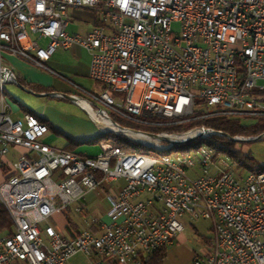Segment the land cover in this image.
<instances>
[{
	"label": "built area",
	"instance_id": "2783aa9c",
	"mask_svg": "<svg viewBox=\"0 0 264 264\" xmlns=\"http://www.w3.org/2000/svg\"><path fill=\"white\" fill-rule=\"evenodd\" d=\"M78 8L96 14L85 35L66 30L68 10ZM73 47L88 52V77L101 91L69 82L87 99L67 98L85 103L98 131L148 143L201 133L222 142L264 139L204 124L167 130L216 116L264 118V0H0V88L17 84L4 54L56 75L47 62ZM9 112L0 100V206L9 220L0 228V264H69L79 253L95 257L92 264H143L173 244L184 216L212 222L213 239L191 264H264L262 164L243 171L205 148L152 156L110 140L96 155H80L48 145L47 130ZM119 180L99 235L65 237L49 223L85 192Z\"/></svg>",
	"mask_w": 264,
	"mask_h": 264
},
{
	"label": "crops",
	"instance_id": "0c3cea01",
	"mask_svg": "<svg viewBox=\"0 0 264 264\" xmlns=\"http://www.w3.org/2000/svg\"><path fill=\"white\" fill-rule=\"evenodd\" d=\"M68 18L69 23L67 26V32L69 34H78V35H85L91 29H93L97 25L96 14L93 10L88 8H78V9H69L68 10ZM42 46L46 44L45 40L39 41ZM71 56H70V55ZM71 57L72 60H75L74 66H68L64 64V59ZM70 65V64H69ZM90 65V56L86 50L80 47H73L68 50H61L58 49L47 62V66L51 68L55 74H51L49 72L40 70L30 64L25 63L24 61L20 60L19 58L13 57L9 54H4V62L3 66L9 69L14 73L17 78V85L24 89H28V92H37V96H49L54 97L52 94H61L62 97L68 99L69 96H74L71 94L80 93L73 85L65 79L66 77L64 74H69L76 78H88V71ZM23 71V73H21ZM91 80V79H90ZM19 81V82H18ZM73 82V81H72ZM71 82V83H72ZM75 84L76 86L82 88L83 90L92 92L86 88H83L79 84ZM77 91V92H76ZM74 92V93H73ZM69 94V95H65ZM58 97V98H62ZM57 98V97H54ZM5 99V97H4ZM69 100V99H68ZM6 101V100H5ZM71 101V100H70ZM16 102V101H15ZM73 102V101H71ZM19 110V114L12 118V109H10V117L12 119H20L23 117L24 114L29 113L37 117L40 121L45 123L48 127V133L44 137V142L48 145L56 148H61L64 150L72 151L78 153L80 155H87L93 156L98 153V146L97 142L93 143L92 141L95 138L99 137V131L90 120L89 116L85 112V110L73 102L78 108H80L89 118V121H82L88 128L89 132H85L79 135H72L69 134L65 136V141L60 142V144L53 145L54 142L57 141V135L63 134L60 130H58L55 126L56 121L51 117H45L44 113H40L38 111L31 110L24 104L16 102ZM53 123H51V122ZM55 123V124H54ZM93 130V131H92ZM97 131V135L95 134ZM87 144L86 147H84ZM123 181L119 180L112 183L106 191L111 194H116L118 188L123 185ZM75 203V204H74ZM71 204L65 211L63 212H56L52 215V217L48 220L49 223L61 234V231H64V234H61L65 237H74L80 234L82 231L89 230L94 235H99L102 233V225L106 224L108 221L103 222V218H96V214H99L100 211L98 210V206L102 205L106 208L107 211V199L101 190L99 191H87L85 192L78 201ZM107 216V214L105 213ZM184 231V230H183ZM183 232L179 234L176 239L174 240L173 244L167 246L164 252V259L163 264H171L169 259V255L174 252L177 248L175 245L176 242L182 240ZM77 255L73 256L69 260V264L74 263V259ZM83 255V254H81ZM95 258V257H93ZM96 259V258H95Z\"/></svg>",
	"mask_w": 264,
	"mask_h": 264
},
{
	"label": "rangeland",
	"instance_id": "374dc122",
	"mask_svg": "<svg viewBox=\"0 0 264 264\" xmlns=\"http://www.w3.org/2000/svg\"><path fill=\"white\" fill-rule=\"evenodd\" d=\"M178 25L173 24V30H177ZM70 55V54H69ZM71 56V55H70ZM64 64L68 66H74L75 60H72L71 57L64 59ZM70 64V65H69ZM23 73V71H21ZM64 75L69 82H74L79 84L83 88H86L94 93H99L101 91V87L99 84L93 82L88 78H76L69 74H62ZM72 82V83H73ZM264 84V83H262ZM28 89L20 88L17 84H10L6 83L3 85V97L7 104L10 105L12 109V118H15L19 113V108L16 102L26 105L31 110L38 111L40 113H44L45 117H51L56 121V128L60 130L63 134H58L57 141L53 143V145H59L60 142L65 141V136L69 134L72 135H79L85 132H89L91 130L84 124L82 121H89L88 116L76 106L70 100L62 97V98H54V97H43L37 96L39 94L37 92H28ZM77 92V91H76ZM74 93V92H73ZM66 96L69 94H65ZM77 97H81L87 99L82 93H74L71 94ZM16 101V102H15ZM51 122V121H50ZM256 120H241L240 126L243 127H252L256 124ZM52 123V122H51ZM53 124V123H52ZM189 125H184L183 130L189 128ZM134 128V127H133ZM93 131V130H92ZM105 131H99V134L104 133ZM97 135V131L95 134ZM236 135V134H235ZM203 143L206 144V141L199 139L196 143ZM221 144H224L228 151L233 152L239 150L237 152V156L240 158L249 155V157L257 163L264 165V139H260L258 141H250V142H231L229 140H223ZM91 145L87 144L84 147ZM176 150H182L188 147V143L176 145ZM174 153V151H173ZM151 154L154 152L151 151ZM226 157H230L229 155H224ZM235 162V161H234ZM243 171H246L245 168H241ZM99 189L103 192L105 197L109 194V191H106V187L99 186ZM78 201V200H76ZM74 201V202H76ZM73 202V203H74ZM72 203V204H73ZM75 204V203H74ZM98 210L100 211L99 214H96V218H100L103 222L108 221V217L105 215L106 208L102 205L98 206ZM184 227L183 231V238L182 240L175 243L177 246L176 250L169 255V259L171 264H191L194 256H200L203 250H205L208 243H210L213 239V232H212V222L210 220L205 219H189L187 216H184L180 219ZM61 234H64V231H61ZM96 259L91 257H87L84 255H77L74 259L73 264H92L95 262Z\"/></svg>",
	"mask_w": 264,
	"mask_h": 264
},
{
	"label": "trees",
	"instance_id": "16d2710c",
	"mask_svg": "<svg viewBox=\"0 0 264 264\" xmlns=\"http://www.w3.org/2000/svg\"><path fill=\"white\" fill-rule=\"evenodd\" d=\"M19 82V81H18ZM240 120H231L226 117L216 116L204 119L202 122H195L189 125L190 127L204 124L207 127L213 128L215 130L224 132L228 135H244V136H255L259 135L264 132V118H260L257 120L256 124L252 127H243L240 126ZM124 123V122H120ZM125 124V123H124ZM127 124V123H126ZM133 127L137 129H141L147 132H157L159 129L151 128L147 126H140L134 125ZM169 131H183V126L181 127H174V128H167ZM198 135V134H197ZM135 139L140 137L134 136ZM110 140L112 145H117L121 150L130 151V152H141L144 155H161V154H171L174 152H188L189 150L192 151L193 149H197L198 146L203 145V143H196L199 138L195 136L192 140H175L169 141L168 143H147L146 141H134L133 138H127L125 136H114L111 132L105 131L104 133L100 134L99 137L95 138L92 142L97 144L99 142H105ZM222 139H216L213 137H209V141H206V144L212 146L214 151L220 155H229L235 162V166L240 168H245L248 171L258 170V166L256 163L246 155L243 158L237 156L238 150L229 152L227 147L224 144H221ZM188 143V147L182 150H176V145ZM151 151L154 154H151ZM264 170V165H263ZM9 227V220L5 213V211L0 206V228H8ZM164 252L165 248H161L157 251H154L149 256L143 259V264H163L164 259Z\"/></svg>",
	"mask_w": 264,
	"mask_h": 264
},
{
	"label": "bare ground",
	"instance_id": "6f19581e",
	"mask_svg": "<svg viewBox=\"0 0 264 264\" xmlns=\"http://www.w3.org/2000/svg\"><path fill=\"white\" fill-rule=\"evenodd\" d=\"M0 94H3V87L2 88H0ZM0 100H3L4 102H5V100H4V97H3V95H0ZM81 106H83V107H85L86 108V105H85V103L83 102V101H81V100H76ZM6 103V102H5ZM23 117L25 118V119H27V120H29V121H31L32 123H34V125H36V126H38L40 129H45V130H49L48 129V127H47V125L45 124V123H43L42 121H40L37 117H35L34 115H32V114H29V113H26V114H24L23 115ZM92 118H94L93 116H92ZM49 132V131H48ZM197 137L199 138V139H202L203 141H209V137H210V134L209 133H201V134H198L197 135ZM146 140V142L148 143V139H145ZM102 143H104V142H99L98 144H102ZM97 144V145H98ZM110 145H112V143H110ZM117 148L118 149H120L118 146H117ZM206 149V150H208V151H211V152H215L214 151V148L212 147V146H209V145H207V144H203V145H200V146H198V148L195 150V149H193L192 151H188V152H174V153H171V154H168V155H178V154H181V153H197V152H199L200 150H202V149ZM121 150V149H120ZM144 155V154H143ZM153 156H155V155H153ZM157 156V155H156ZM222 157H226V156H224V155H222ZM229 158V160L230 161H233L234 162V160L231 158V157H228ZM236 164V162H234V165ZM241 169V168H240ZM242 170V169H241ZM246 171H248V170H246ZM263 173H264V170H263Z\"/></svg>",
	"mask_w": 264,
	"mask_h": 264
},
{
	"label": "water",
	"instance_id": "95a60500",
	"mask_svg": "<svg viewBox=\"0 0 264 264\" xmlns=\"http://www.w3.org/2000/svg\"><path fill=\"white\" fill-rule=\"evenodd\" d=\"M223 135H225V134H223Z\"/></svg>",
	"mask_w": 264,
	"mask_h": 264
}]
</instances>
